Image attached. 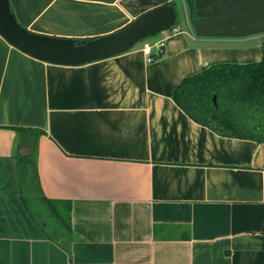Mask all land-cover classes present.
<instances>
[{"label":"crops","instance_id":"obj_1","mask_svg":"<svg viewBox=\"0 0 264 264\" xmlns=\"http://www.w3.org/2000/svg\"><path fill=\"white\" fill-rule=\"evenodd\" d=\"M10 1L24 28L71 39L177 8V0ZM182 1L187 28L170 29L151 63L144 47L155 39L59 66L0 36V264H264V144L220 136L173 100L184 79L211 66L259 62L264 43L198 37ZM20 158L36 163L42 197L70 205L68 237L23 200Z\"/></svg>","mask_w":264,"mask_h":264},{"label":"water","instance_id":"obj_2","mask_svg":"<svg viewBox=\"0 0 264 264\" xmlns=\"http://www.w3.org/2000/svg\"><path fill=\"white\" fill-rule=\"evenodd\" d=\"M192 27L198 37L244 38L264 32V0H193ZM177 10L167 4L150 10L118 31L94 39L34 33L17 20L10 0H0V36L22 53L59 66H83L130 51L170 30Z\"/></svg>","mask_w":264,"mask_h":264},{"label":"trees","instance_id":"obj_3","mask_svg":"<svg viewBox=\"0 0 264 264\" xmlns=\"http://www.w3.org/2000/svg\"><path fill=\"white\" fill-rule=\"evenodd\" d=\"M170 5L176 9L175 3ZM193 13L191 6V16ZM173 100L195 122L220 136L264 144V45L259 62L214 65L184 79L174 90ZM18 130L33 137L43 134L38 130ZM19 185L27 206L42 209L59 234L68 237L71 207L66 203L59 208L40 195L36 163L29 158L19 159Z\"/></svg>","mask_w":264,"mask_h":264},{"label":"built area","instance_id":"obj_4","mask_svg":"<svg viewBox=\"0 0 264 264\" xmlns=\"http://www.w3.org/2000/svg\"><path fill=\"white\" fill-rule=\"evenodd\" d=\"M168 31H166L162 35H159L160 38H158V39L153 38V39H155V42L147 44L144 47V54H145V56L147 58V62L148 63H151V62H153L155 60V55L156 56H160V55L163 54L164 48H165V42H166V36L165 35H166V33ZM154 49L156 51V54H154Z\"/></svg>","mask_w":264,"mask_h":264},{"label":"rangeland","instance_id":"obj_5","mask_svg":"<svg viewBox=\"0 0 264 264\" xmlns=\"http://www.w3.org/2000/svg\"><path fill=\"white\" fill-rule=\"evenodd\" d=\"M176 10L178 12V20H177L178 24L177 25L181 29L187 28L186 17H185L186 16V10H184V6H183V1L182 0H177V8H176ZM253 36H256L258 38V42L259 43H264V32L263 33H259V34H255Z\"/></svg>","mask_w":264,"mask_h":264},{"label":"flooded vegetation","instance_id":"obj_6","mask_svg":"<svg viewBox=\"0 0 264 264\" xmlns=\"http://www.w3.org/2000/svg\"><path fill=\"white\" fill-rule=\"evenodd\" d=\"M189 1H190L189 2V10H190L189 19H190V22L192 23V21L195 19V10H194L193 16H191V6H193V8H194V5H193V0H189Z\"/></svg>","mask_w":264,"mask_h":264}]
</instances>
